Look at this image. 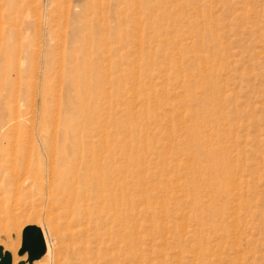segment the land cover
I'll return each instance as SVG.
<instances>
[{
	"label": "rangeland",
	"instance_id": "1",
	"mask_svg": "<svg viewBox=\"0 0 264 264\" xmlns=\"http://www.w3.org/2000/svg\"><path fill=\"white\" fill-rule=\"evenodd\" d=\"M83 2L28 0L44 19L37 82L64 99L68 74L85 73L82 57L99 61V120L118 151L134 153L131 264H264V0H146L140 26L116 5L86 11ZM75 14H84V37L73 35ZM0 195V246L12 264L26 260L18 249L29 223L46 248L60 240L54 264H66L61 235L40 223L31 197ZM47 256L33 264H51Z\"/></svg>",
	"mask_w": 264,
	"mask_h": 264
},
{
	"label": "bare ground",
	"instance_id": "2",
	"mask_svg": "<svg viewBox=\"0 0 264 264\" xmlns=\"http://www.w3.org/2000/svg\"><path fill=\"white\" fill-rule=\"evenodd\" d=\"M144 1L84 0L83 3L86 11L105 2L116 5L120 13L129 15L127 19L140 26L146 7H143ZM28 6V0H0V189L9 200L16 196V203L19 195L31 197L40 223L61 235L66 264H131L134 153L129 146L118 151L117 134L106 130L99 120L104 90L100 77L93 72L99 61L82 57L78 64L87 70L79 76L68 74L64 99H57L50 85L40 87L35 67L39 16ZM83 18L84 14H75L72 18L75 38L84 37ZM131 31L119 30L129 35ZM127 39L126 44H130ZM217 166L212 167L214 173L218 171ZM25 196L22 197L25 199ZM18 213H12L14 225L18 222ZM19 239L12 240L14 249ZM59 241L57 244L53 241L51 249L45 248L51 264Z\"/></svg>",
	"mask_w": 264,
	"mask_h": 264
},
{
	"label": "water",
	"instance_id": "3",
	"mask_svg": "<svg viewBox=\"0 0 264 264\" xmlns=\"http://www.w3.org/2000/svg\"><path fill=\"white\" fill-rule=\"evenodd\" d=\"M45 240L41 228L34 223L26 224L22 229L21 245L19 254L26 253V260L20 259L17 264H33L35 259L40 258L45 252ZM0 264H12V254L9 250H4L0 246Z\"/></svg>",
	"mask_w": 264,
	"mask_h": 264
}]
</instances>
